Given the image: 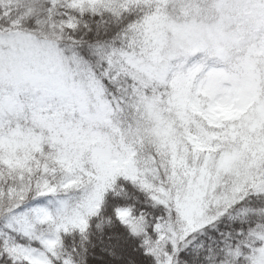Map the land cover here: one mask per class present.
Masks as SVG:
<instances>
[{
	"label": "snow or ice",
	"instance_id": "1",
	"mask_svg": "<svg viewBox=\"0 0 264 264\" xmlns=\"http://www.w3.org/2000/svg\"><path fill=\"white\" fill-rule=\"evenodd\" d=\"M0 264H264V0H0Z\"/></svg>",
	"mask_w": 264,
	"mask_h": 264
}]
</instances>
